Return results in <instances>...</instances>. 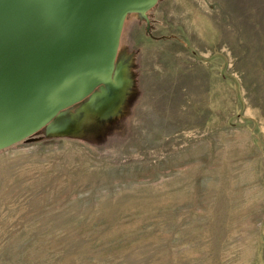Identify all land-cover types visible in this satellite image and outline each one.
Here are the masks:
<instances>
[{"label": "rangeland", "instance_id": "1", "mask_svg": "<svg viewBox=\"0 0 264 264\" xmlns=\"http://www.w3.org/2000/svg\"><path fill=\"white\" fill-rule=\"evenodd\" d=\"M148 17L118 117L0 151V264H264V0Z\"/></svg>", "mask_w": 264, "mask_h": 264}, {"label": "water", "instance_id": "2", "mask_svg": "<svg viewBox=\"0 0 264 264\" xmlns=\"http://www.w3.org/2000/svg\"><path fill=\"white\" fill-rule=\"evenodd\" d=\"M157 2L0 0V151L118 117L134 84L119 58L126 20L148 22Z\"/></svg>", "mask_w": 264, "mask_h": 264}]
</instances>
